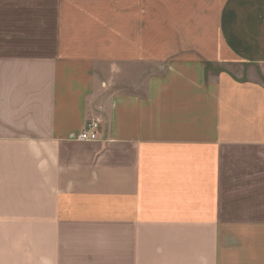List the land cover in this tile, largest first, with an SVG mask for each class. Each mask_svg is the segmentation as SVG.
I'll return each mask as SVG.
<instances>
[{
  "label": "crops",
  "instance_id": "crops-1",
  "mask_svg": "<svg viewBox=\"0 0 264 264\" xmlns=\"http://www.w3.org/2000/svg\"><path fill=\"white\" fill-rule=\"evenodd\" d=\"M0 264H264V0H0Z\"/></svg>",
  "mask_w": 264,
  "mask_h": 264
},
{
  "label": "built area",
  "instance_id": "built-area-1",
  "mask_svg": "<svg viewBox=\"0 0 264 264\" xmlns=\"http://www.w3.org/2000/svg\"><path fill=\"white\" fill-rule=\"evenodd\" d=\"M99 124L96 121H88L82 129L78 140L81 142H95L98 140Z\"/></svg>",
  "mask_w": 264,
  "mask_h": 264
}]
</instances>
